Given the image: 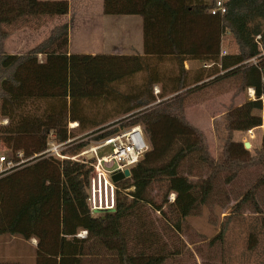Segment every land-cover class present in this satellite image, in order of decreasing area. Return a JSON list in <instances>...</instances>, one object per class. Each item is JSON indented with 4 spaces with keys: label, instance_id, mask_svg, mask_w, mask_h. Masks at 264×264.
<instances>
[{
    "label": "trees",
    "instance_id": "obj_1",
    "mask_svg": "<svg viewBox=\"0 0 264 264\" xmlns=\"http://www.w3.org/2000/svg\"><path fill=\"white\" fill-rule=\"evenodd\" d=\"M210 5V0H103L107 15L141 17L143 55L68 53L67 23L54 26L26 52L10 54L3 44L8 35L5 24L66 14L68 1L0 0V121L5 119L0 122V145L9 158L15 159L18 151L29 158L0 173V235L34 238V264H83L87 255L100 252L116 264H163L178 253L168 236L173 224L179 228L181 219L207 201L212 179L221 171H230L227 183L241 169L260 171L233 209L253 206L264 228L256 198L264 186V135L253 154L232 139L234 131L262 124L255 111L264 101L249 99L228 107L218 159L211 157L203 133L184 115L186 93L230 76L240 77L239 89L254 87L260 95L258 67L243 62L259 51L255 35L264 39V0H228L225 12L214 15L208 11ZM226 32L236 43L235 53L221 51ZM187 59L210 65L190 71L183 66ZM163 61L176 65L163 67ZM138 75L141 81L132 83ZM154 84H159V97L152 93ZM157 98L161 100L156 104L135 111ZM68 122L77 125L68 129ZM133 124L142 127L149 149L130 167L129 177L114 183L111 209L90 211L94 160L36 155L51 135L65 141L81 132L99 140ZM87 142L73 139L63 152L76 153ZM190 161L208 169V175L188 178L182 166H191ZM154 182L165 187L160 202L149 192ZM153 212L157 219L151 218ZM81 231L84 236L78 235ZM223 231L212 240L221 239ZM256 233H248L249 250L258 243Z\"/></svg>",
    "mask_w": 264,
    "mask_h": 264
},
{
    "label": "rangeland",
    "instance_id": "obj_2",
    "mask_svg": "<svg viewBox=\"0 0 264 264\" xmlns=\"http://www.w3.org/2000/svg\"><path fill=\"white\" fill-rule=\"evenodd\" d=\"M42 38L44 39L45 36L41 35L38 41H41ZM16 45L15 49L24 53L35 44ZM72 45L74 46L76 44ZM221 45L228 53H235L237 51L236 43L228 32L223 34ZM10 47H12L13 50L14 44H10ZM42 58L43 56L39 55V59ZM195 62L199 63L200 61L196 60ZM166 64L168 65L167 61ZM140 81L141 76L138 75L133 78L132 83L138 84ZM155 85L157 87V84L153 86ZM239 86L240 77L230 76L224 80L209 83L203 88L185 94L184 109L190 111L184 112V115L192 125L197 123L200 126L197 128L203 133L209 154L213 159H218L223 149L226 134L224 128V113L227 112L229 106H235L237 101L241 102L242 97L244 101L249 100L247 88L239 89ZM207 87H209V89H207ZM182 91L185 93L186 90H181V92ZM226 93L228 94L227 96ZM199 94H203L202 97H200ZM154 95L159 97V93ZM218 97H220L222 101L218 99L220 106L216 107L212 112L203 113L198 111L199 109L196 105L212 99L216 101L215 99ZM156 100L153 103L145 104L135 111L156 104ZM105 109L106 108H101V111ZM255 112L262 115L264 120V104L261 110ZM122 117L123 116L115 118V120ZM115 120L112 119L109 122ZM125 120H130V118ZM0 122L5 123V119H1ZM69 123L72 124L71 126L76 127V123ZM117 125L118 124L112 125L109 128L117 127ZM129 126L120 127L115 133L121 132ZM73 127L69 128L68 126V129H72ZM260 132L264 133V127L254 132L258 139ZM83 134L85 133L76 132L73 139H75V143L88 141L87 146L83 148L88 149L96 140L90 136L85 137ZM251 137L252 135L250 136L247 131H234L232 134V139L241 141L242 143L252 140ZM255 149L257 148H247L250 154H253ZM4 150L3 146L0 145V155L4 154L8 156L9 153ZM110 152V146H105L98 150L100 155ZM91 159L95 160L93 158ZM190 163L191 166L189 165L186 167L187 162L182 166V171L184 174H187L188 178L195 181L197 178H203L208 175V169L205 167L198 168L193 162L190 161ZM107 166H112V163ZM229 174L230 171H221L215 175V178L212 179L213 189L207 201L204 204H199L190 215L181 219L179 228L173 224V230L171 229L173 232L171 231L168 236L173 239L172 245L178 249V253L168 258L163 264H264L262 263L264 261V255L262 256L264 253V228L259 226L260 215L257 216L253 212V206L249 207L246 204H241L238 211L237 207L233 209L235 203L241 198L242 194L250 188L261 173L254 167L241 169L232 180L227 183L225 178ZM149 192L156 201L160 202L161 196L165 192V187L162 182H154ZM173 196L174 194L170 193L168 198L172 200ZM256 198L259 201L260 211L264 214V186L258 190ZM158 216L156 212H153L151 218L157 219ZM170 217L175 220L174 215H170ZM156 222L160 224L159 221ZM222 228H224L222 238L212 240ZM156 229L159 231V226H156ZM250 230L257 232L258 243L249 250L247 246L249 244L248 233ZM35 246L36 240L34 238L25 240L17 236L0 235V264H34ZM260 259L263 261L261 262ZM83 264L116 263L110 256L100 252L98 255H87L83 260Z\"/></svg>",
    "mask_w": 264,
    "mask_h": 264
},
{
    "label": "crops",
    "instance_id": "obj_3",
    "mask_svg": "<svg viewBox=\"0 0 264 264\" xmlns=\"http://www.w3.org/2000/svg\"><path fill=\"white\" fill-rule=\"evenodd\" d=\"M68 11L66 14L54 16H42L40 19L30 21L29 24H5L8 35L3 40L5 51L10 54H21L17 51L16 44H37L38 38L43 35L47 37L50 30L63 23L68 24V53L76 54H109V55H143L142 46V20L138 15H107L103 12V0H67ZM43 38L41 39V41ZM38 41V42H37ZM10 44H14V51ZM76 44V45H72ZM34 46V45H33ZM28 50V49H27ZM222 53L225 49L222 48ZM225 51V52H223ZM196 60H185V69L193 71L198 69L202 63ZM199 61V60H197ZM160 64L163 67L175 66L169 61ZM214 85V84H213ZM159 88V84H157ZM211 87V86H210ZM209 89V87H207ZM206 89V90H207ZM202 90V91H206ZM202 97L203 94H199ZM198 95V96H199ZM228 94L226 93V96ZM223 96V95H221ZM188 97V96H187ZM242 97V96H241ZM221 99L206 101L196 105L199 112L210 113L220 106ZM222 101V99L220 100ZM237 101L235 106L242 104ZM185 112L190 110L185 109ZM259 114V113H258ZM262 124L259 127L251 128L252 137L249 147L258 148L261 143L263 132L259 133V139L254 132L264 127V120L261 115ZM192 122V121H191ZM75 125H77V122ZM194 123V122H192ZM196 127H200L194 123ZM75 127V126H74ZM73 127V128H74ZM264 253L262 254V256ZM262 262L263 260L260 259ZM263 263V262H262Z\"/></svg>",
    "mask_w": 264,
    "mask_h": 264
},
{
    "label": "built area",
    "instance_id": "obj_4",
    "mask_svg": "<svg viewBox=\"0 0 264 264\" xmlns=\"http://www.w3.org/2000/svg\"><path fill=\"white\" fill-rule=\"evenodd\" d=\"M228 0H210L208 11L210 14H222L226 10V2ZM257 44L258 52L243 62L246 66H256L259 70L260 95L256 96L255 88L248 87L247 94L250 100L259 99L264 101V65L261 64L264 59V39L261 34L254 37ZM209 63H203L202 66L208 67ZM153 93H159L158 86H153ZM160 99L157 98L156 102ZM72 124L68 122V126ZM252 130H247L251 136ZM47 141V147L36 154H45L56 156L60 159H70L78 162H88L91 158L95 159L90 172L89 197L88 204L92 213L113 208L114 203V183L110 179V174L124 169H130L149 149V144L145 138L140 124H133L121 132L106 136L89 146L88 149H82L73 154L64 153L63 150L69 145L73 138H68L65 141H55L54 136ZM105 146L111 147V152L108 154H99L98 150ZM15 159L9 158L6 155H0V173L19 167L24 164L29 158L23 157V153L18 151L15 154ZM112 166L108 167V164ZM79 236H84L85 231L78 233Z\"/></svg>",
    "mask_w": 264,
    "mask_h": 264
},
{
    "label": "water",
    "instance_id": "obj_5",
    "mask_svg": "<svg viewBox=\"0 0 264 264\" xmlns=\"http://www.w3.org/2000/svg\"><path fill=\"white\" fill-rule=\"evenodd\" d=\"M243 146L245 149L249 148V142H244L243 143ZM130 176V169H124L122 172L120 171H117V172H113L110 174V179L113 183L123 179V178H126V177H129Z\"/></svg>",
    "mask_w": 264,
    "mask_h": 264
}]
</instances>
